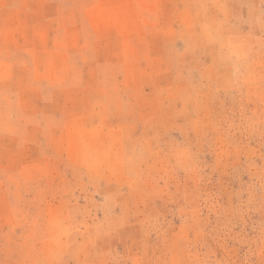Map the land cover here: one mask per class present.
<instances>
[{"label":"rangeland","instance_id":"1","mask_svg":"<svg viewBox=\"0 0 264 264\" xmlns=\"http://www.w3.org/2000/svg\"><path fill=\"white\" fill-rule=\"evenodd\" d=\"M0 264H264V0H0Z\"/></svg>","mask_w":264,"mask_h":264}]
</instances>
